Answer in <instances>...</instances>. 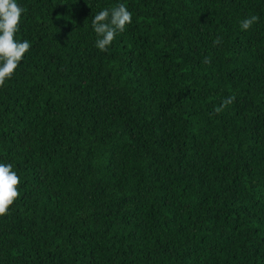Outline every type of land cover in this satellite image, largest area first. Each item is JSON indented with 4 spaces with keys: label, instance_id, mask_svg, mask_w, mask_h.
Instances as JSON below:
<instances>
[{
    "label": "trees",
    "instance_id": "trees-1",
    "mask_svg": "<svg viewBox=\"0 0 264 264\" xmlns=\"http://www.w3.org/2000/svg\"><path fill=\"white\" fill-rule=\"evenodd\" d=\"M17 3L0 264H264V0ZM119 4L101 52L92 19Z\"/></svg>",
    "mask_w": 264,
    "mask_h": 264
},
{
    "label": "clouds",
    "instance_id": "clouds-1",
    "mask_svg": "<svg viewBox=\"0 0 264 264\" xmlns=\"http://www.w3.org/2000/svg\"><path fill=\"white\" fill-rule=\"evenodd\" d=\"M23 11L17 0H0V87L5 86L6 80L13 76L18 64L31 47L28 40L18 41L15 38ZM258 21L257 15H251L240 21V28L247 31ZM131 22L132 13L124 4L99 11L92 19V28L96 34L95 46L101 52L107 51L116 36L124 32ZM220 42L221 37L217 36L213 44L218 45ZM202 63L210 64L211 60L205 57ZM234 100V96L225 98L221 105L214 109V114L221 113ZM20 183V177L13 170V165L0 163V217L8 214L10 206L20 196Z\"/></svg>",
    "mask_w": 264,
    "mask_h": 264
}]
</instances>
